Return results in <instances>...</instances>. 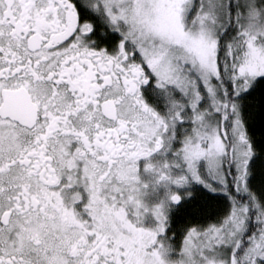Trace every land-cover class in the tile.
<instances>
[{"label": "snow or ice", "instance_id": "snow-or-ice-1", "mask_svg": "<svg viewBox=\"0 0 264 264\" xmlns=\"http://www.w3.org/2000/svg\"><path fill=\"white\" fill-rule=\"evenodd\" d=\"M0 264H264V0H0Z\"/></svg>", "mask_w": 264, "mask_h": 264}]
</instances>
